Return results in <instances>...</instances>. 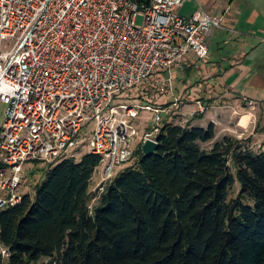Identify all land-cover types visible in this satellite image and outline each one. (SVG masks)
Segmentation results:
<instances>
[{"label":"built area","instance_id":"1","mask_svg":"<svg viewBox=\"0 0 264 264\" xmlns=\"http://www.w3.org/2000/svg\"><path fill=\"white\" fill-rule=\"evenodd\" d=\"M187 1L0 0V103L7 104L0 213L22 202L28 161L49 165L86 148L102 156L109 180L133 157L136 118L150 110L156 121L141 141L158 142L162 114L171 110L121 99L163 70L172 83L173 68L191 54L208 58V37L225 27V17L203 7L182 15ZM181 101L173 102L177 110ZM93 119L87 140L82 129ZM0 253L1 264H9L11 252L1 240Z\"/></svg>","mask_w":264,"mask_h":264},{"label":"trees","instance_id":"2","mask_svg":"<svg viewBox=\"0 0 264 264\" xmlns=\"http://www.w3.org/2000/svg\"><path fill=\"white\" fill-rule=\"evenodd\" d=\"M170 112L156 152L141 141L137 163L98 192L100 154L46 165L36 195L0 213L9 264H264V145L215 140L213 122L177 123Z\"/></svg>","mask_w":264,"mask_h":264},{"label":"crops","instance_id":"3","mask_svg":"<svg viewBox=\"0 0 264 264\" xmlns=\"http://www.w3.org/2000/svg\"><path fill=\"white\" fill-rule=\"evenodd\" d=\"M190 2H195V7ZM190 2H185L179 13L190 16L203 7L223 15L225 27L213 29L209 35L207 59L191 54L186 63L173 68V89L159 98L169 103L157 106L170 109L180 96L181 108L170 109L179 115V122L202 127L213 122L215 140L233 136L249 139L259 148L264 145V0Z\"/></svg>","mask_w":264,"mask_h":264},{"label":"rangeland","instance_id":"4","mask_svg":"<svg viewBox=\"0 0 264 264\" xmlns=\"http://www.w3.org/2000/svg\"><path fill=\"white\" fill-rule=\"evenodd\" d=\"M191 0H188L190 2ZM195 2H190L189 5H193L195 7ZM143 19L142 17L139 18V23H142ZM170 75L166 73V71L159 72L154 74L151 78H149L148 81L136 86L135 88L131 89L129 92V99H121L122 101H128L129 103H135V102H144L145 104H162L166 100L159 101L162 96L166 95V93L172 91L173 85L170 81L167 80ZM175 78V77H174ZM175 80V79H174ZM175 88V86H174ZM169 99V98H168ZM169 103V102H168ZM167 103V104H168ZM166 103L163 104L167 105ZM170 109L174 110L177 109L175 106L171 107ZM180 109V108H178ZM6 110H7V104L5 103H0V128L3 126L5 120H6ZM167 113V112H164ZM172 113L171 117L175 114V111L170 112ZM164 114L163 117H165ZM179 115L173 116L175 118V122H179L178 119ZM155 123L154 119V112L150 111H144L141 112L140 115L136 118L135 124H137L139 128V133L135 143H134V148L136 150V147L140 144L142 140V135H144V132L150 130L148 127L153 126ZM209 124L206 125V127ZM96 122L95 120H88L83 129H82V134L86 136L87 140L92 139V134L95 129ZM87 146L84 144L82 147ZM205 146H208V144H205ZM88 152V149L84 148L83 150H79L77 153V161L82 158V156ZM137 157L135 156L133 159L130 161H127V163L122 164V166L118 167L113 175L109 177V180L114 178V176L123 170V168L130 166V165H135L137 162ZM47 166L45 163H41L39 159L36 160H31L26 163V172H25V177L23 181V188H22V193L27 192L32 194L33 196L36 195V187L39 181L43 180L46 177L47 173ZM236 174V173H235ZM237 175V174H236ZM103 172L102 168L99 167L95 174H94V180L92 181V185L90 187L91 192L95 193L98 192L99 189H102L103 187L101 186L103 183L106 184L109 182V180H104L105 178L103 177ZM240 190V181L237 178L236 185L234 186L233 191L231 192V196L236 197L238 195V192ZM97 202V197L91 201V206L95 205ZM47 261V259H44L41 262ZM40 262V263H41Z\"/></svg>","mask_w":264,"mask_h":264},{"label":"water","instance_id":"5","mask_svg":"<svg viewBox=\"0 0 264 264\" xmlns=\"http://www.w3.org/2000/svg\"><path fill=\"white\" fill-rule=\"evenodd\" d=\"M157 146L158 142L150 138L142 144L141 148H143L144 154L151 155V153L156 152L158 148Z\"/></svg>","mask_w":264,"mask_h":264}]
</instances>
